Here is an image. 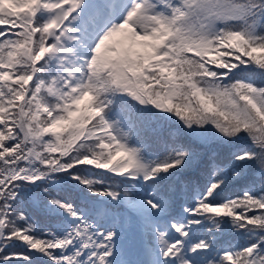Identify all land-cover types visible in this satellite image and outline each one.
Here are the masks:
<instances>
[{
	"label": "snow or ice",
	"instance_id": "6c2138e0",
	"mask_svg": "<svg viewBox=\"0 0 264 264\" xmlns=\"http://www.w3.org/2000/svg\"><path fill=\"white\" fill-rule=\"evenodd\" d=\"M0 264H264V0H0Z\"/></svg>",
	"mask_w": 264,
	"mask_h": 264
}]
</instances>
